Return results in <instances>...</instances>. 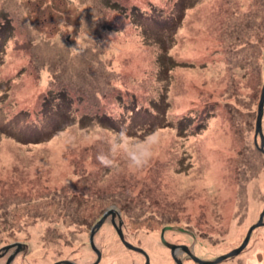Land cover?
Here are the masks:
<instances>
[{
    "label": "rangeland",
    "instance_id": "rangeland-1",
    "mask_svg": "<svg viewBox=\"0 0 264 264\" xmlns=\"http://www.w3.org/2000/svg\"><path fill=\"white\" fill-rule=\"evenodd\" d=\"M263 66L264 0H0V248L22 245L11 264H92L105 213L98 264L145 262L112 214L150 264H176L162 228L200 259L239 248L264 211ZM121 130L130 144L158 135L143 168L109 153ZM216 264H264V225Z\"/></svg>",
    "mask_w": 264,
    "mask_h": 264
},
{
    "label": "water",
    "instance_id": "water-1",
    "mask_svg": "<svg viewBox=\"0 0 264 264\" xmlns=\"http://www.w3.org/2000/svg\"><path fill=\"white\" fill-rule=\"evenodd\" d=\"M263 69H264V66H263ZM263 104H264V82H263L262 91H261V98H260V101H259V104H258L257 120H256V129H255L256 134L257 133L260 134V137H261V145L262 146L264 144V140H263V137L261 135V118H262ZM263 215H264V211H262V213L260 214V217L258 219V222L256 224L252 225L249 228V230H248V232H247V234H246V236H245V238H244V240H243V242H242V244H241V246L239 248H236V249H234L232 251V253L227 254L226 256L224 255V256L218 257L215 260H204V259H200L197 256H195L194 254H192V252H190V250L188 249V246L187 245H185V244H174V243H170V242L166 241V239L164 238V233H165L166 228H162V230L160 232V239H161L162 244L165 245L167 248H169L171 257L173 258V260H174V262L176 264H182L181 260L178 259V257L176 256V251H178V250H181V251L187 253L192 258V260L194 262L198 263V264H216L219 261H221L222 259H225L226 257H228L230 255H236V254H238L240 251H242L244 249V247L248 243V240H249V237H250V234H251L252 230L254 228H256V227H260V226H263L264 225V222L262 221ZM107 217H108V215L106 213L103 214V216L101 217V219L90 230V234H89V245H90V247L92 248V250L96 254V260L92 264H98L100 262V260H101V252L95 246L93 237H94V234L96 233V231L104 223V221L106 220ZM118 225L119 226L121 225V221L120 220H119L118 224H116V223L113 222V227L115 228V230H116V232H117V234H118L121 242L123 243V245L127 249H129V250H132V251H136V252L141 253L145 257L144 264H150L149 255L147 254V252H145L141 247L136 246V245H133L130 242L126 241L124 239L123 233H122L120 227H118ZM14 246H15V249L8 256L5 264H10V262L13 260L14 256L21 249L22 245L20 243H16L15 245H13V244L12 245H7V246H4V247L0 248V258H2L5 255V253L10 248H12ZM54 264H78V263H75V262L70 261V260H61V261L55 262Z\"/></svg>",
    "mask_w": 264,
    "mask_h": 264
},
{
    "label": "clouds",
    "instance_id": "clouds-1",
    "mask_svg": "<svg viewBox=\"0 0 264 264\" xmlns=\"http://www.w3.org/2000/svg\"><path fill=\"white\" fill-rule=\"evenodd\" d=\"M111 144L109 153H122L128 166L132 169H141L148 164L153 154V147L158 143V135L153 132L145 136L141 141L129 143L126 131L121 130ZM110 154H99L96 159L107 167H116V161Z\"/></svg>",
    "mask_w": 264,
    "mask_h": 264
},
{
    "label": "flooded vegetation",
    "instance_id": "flooded-vegetation-1",
    "mask_svg": "<svg viewBox=\"0 0 264 264\" xmlns=\"http://www.w3.org/2000/svg\"><path fill=\"white\" fill-rule=\"evenodd\" d=\"M109 217H110V218H109L110 223H111L112 225H113V222L116 223V218H117L116 215L112 214V216H109ZM97 231H98V230H97ZM160 241H161V239H160ZM161 243H162V242H161ZM14 247H15V246H14ZM12 248H13V247H12ZM10 249H11V248H10ZM10 249H9V250H10ZM13 249H14V248H13ZM9 250H8V251H9ZM8 251H7V252H8ZM7 252L5 253V255H6L5 263H6V260H7L8 256L10 255V254L8 255ZM5 255H4V256H5ZM5 263H4V264H5ZM11 263H12V261L10 262V264H11Z\"/></svg>",
    "mask_w": 264,
    "mask_h": 264
}]
</instances>
